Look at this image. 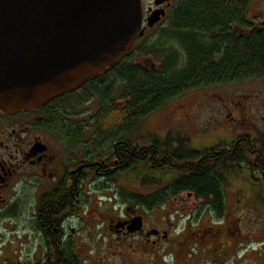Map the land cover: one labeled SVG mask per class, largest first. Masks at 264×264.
I'll use <instances>...</instances> for the list:
<instances>
[{
    "label": "trees",
    "instance_id": "1",
    "mask_svg": "<svg viewBox=\"0 0 264 264\" xmlns=\"http://www.w3.org/2000/svg\"><path fill=\"white\" fill-rule=\"evenodd\" d=\"M252 1L180 0L152 42L130 51L120 63L80 88L86 92H81L79 101L97 99L99 114L90 119L89 125L68 127L82 147V130L92 131L87 146L91 158L101 157L99 154L104 151L108 167L118 158V175L142 174L144 184L160 181L149 176L151 172L175 174L165 189L153 195L122 193L126 203L152 209L181 192H192L196 199L208 204L213 215L221 218L227 176L242 169L237 167L241 157L246 170L258 174L254 179L264 181L262 139L239 150L240 158L234 163L218 143L195 149L184 136H179L175 146L169 136L153 137L148 144L133 143L130 139L148 116L189 90L264 79V21L254 24L249 19ZM146 52L157 58L159 64L155 69L136 61L137 56ZM80 90L53 99L45 106L58 128L64 127L60 121L64 114L57 104ZM57 247V264H79L74 250L71 256L66 246L63 253Z\"/></svg>",
    "mask_w": 264,
    "mask_h": 264
},
{
    "label": "rangeland",
    "instance_id": "2",
    "mask_svg": "<svg viewBox=\"0 0 264 264\" xmlns=\"http://www.w3.org/2000/svg\"><path fill=\"white\" fill-rule=\"evenodd\" d=\"M249 19L254 24L264 21V0L252 1ZM156 30L138 39L132 52L138 46L152 42L158 32ZM136 61L146 68L155 69L159 64L150 52L137 56ZM81 92L86 91L81 89L57 104L64 114L61 121L66 118L73 128H78L80 124L89 125L90 119L100 110L97 99L80 102ZM260 112L261 139L264 140V79L200 87L173 98L153 112L131 133L130 139L133 143L148 144L153 137L164 139L169 136V141L175 146L181 138L179 136H184L195 149L210 147L227 138L231 116H241L244 127L251 129L253 119ZM91 133V130H85L84 146L89 145ZM100 155L108 156L104 151ZM248 173L243 170L241 175H231L227 179L224 187L225 211L220 219L202 204L199 207L200 202L190 200L186 194L170 197L164 204L152 209L126 203L121 196L122 193L148 196L160 192L174 179L173 173L151 172L149 176L160 181L150 184L141 182L142 174L133 173H124L114 183L90 181L88 204L83 213L75 216V232L71 233L79 264H126L128 252L132 255L131 264H264V181L252 179ZM13 202L16 204L10 211L12 215L0 220V243L4 233L18 241L15 236L25 215L20 200ZM126 206L142 211L149 227L163 229L171 224L168 246H164L161 252L163 259L159 254L161 250L155 248L149 251V259L136 257L133 247L137 239L119 237L101 224L103 216L99 215H119L121 218L125 215ZM117 243L124 247L121 248L124 252L121 255L116 254ZM1 246L0 257L14 253L15 245L4 241ZM144 246L139 245L141 249Z\"/></svg>",
    "mask_w": 264,
    "mask_h": 264
},
{
    "label": "flooded vegetation",
    "instance_id": "3",
    "mask_svg": "<svg viewBox=\"0 0 264 264\" xmlns=\"http://www.w3.org/2000/svg\"><path fill=\"white\" fill-rule=\"evenodd\" d=\"M140 2L141 31L143 35H147L169 21L180 0H140ZM156 13L159 14L158 22L148 27L147 19L154 17ZM44 108L45 106L16 114H5L0 111V220L3 221L12 215L10 211L13 204H16L13 202L15 200H20L25 215L19 225L20 230L15 236L18 241L10 239L7 233L1 236V243L3 244L4 241L11 243L15 245V250L10 255L3 251L6 254L0 257V264H57L55 256L58 253V245L62 253L63 246H66L69 254L73 256L74 238L71 233L75 232L74 218L83 213L88 204L89 182L104 180L114 183L123 175H118V169L116 170L120 163L118 158L111 167H108L105 156L91 158L87 145L83 144L82 147L81 144L80 146L79 143H74L75 138L72 136L71 128L68 127L72 124L60 119L64 127L58 128L53 122L54 119H50L53 116ZM229 125L230 133L218 144L226 149L230 160L234 163L240 158L239 150L248 149L252 141L261 140V112L253 119L251 129L244 127L241 116H231ZM68 130L69 133H65ZM82 132H85V129ZM241 159L237 167L240 166L242 169L230 172L227 179L231 175H241L243 170H246L244 157ZM247 171L248 175L254 178L255 172L251 174L250 170ZM181 194H186L190 200L195 199L200 202L199 207L204 204V201L196 199L192 192H181L177 196ZM139 215L143 221L142 228L134 233L129 232V221ZM101 216H103L101 224L106 225L110 232L119 237L138 240L133 247L136 257L149 259L151 255L149 251L155 248L161 250L159 254L163 259L164 255L161 252L164 246H168L170 240L172 229L170 223L163 229L149 227L145 223V215L142 211H137L133 206H126L125 215L121 218L118 217L119 215L107 214L98 217ZM1 243L0 252L3 248ZM117 244L119 248L116 254L121 255L124 253L121 248L124 247ZM139 245H145V249H141ZM131 258L132 255L126 253L125 263L131 264L133 261Z\"/></svg>",
    "mask_w": 264,
    "mask_h": 264
},
{
    "label": "water",
    "instance_id": "4",
    "mask_svg": "<svg viewBox=\"0 0 264 264\" xmlns=\"http://www.w3.org/2000/svg\"><path fill=\"white\" fill-rule=\"evenodd\" d=\"M141 24L140 0H0V111L39 109L79 89L123 60ZM142 225L134 217L128 230Z\"/></svg>",
    "mask_w": 264,
    "mask_h": 264
}]
</instances>
